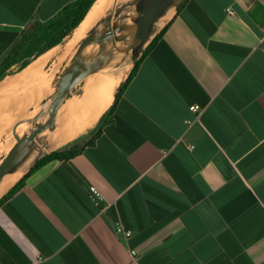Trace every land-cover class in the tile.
<instances>
[{
    "label": "crops",
    "instance_id": "1",
    "mask_svg": "<svg viewBox=\"0 0 264 264\" xmlns=\"http://www.w3.org/2000/svg\"><path fill=\"white\" fill-rule=\"evenodd\" d=\"M75 1L0 0V66ZM164 26L118 97L136 58L113 60L131 63L77 152L0 202V264H264V0H187Z\"/></svg>",
    "mask_w": 264,
    "mask_h": 264
},
{
    "label": "water",
    "instance_id": "2",
    "mask_svg": "<svg viewBox=\"0 0 264 264\" xmlns=\"http://www.w3.org/2000/svg\"><path fill=\"white\" fill-rule=\"evenodd\" d=\"M187 0H129L112 10L109 17L122 14L121 22L99 21L90 32L79 41L66 67L57 77L52 90L42 102L39 110L31 117L19 120L14 126L16 141L0 161V200L30 168H32L46 153L50 139L41 143L44 132L51 130L62 104L74 88L88 76L99 72L124 53H131V58H137L156 32V24L168 10L174 7L178 10ZM142 3L143 11H136ZM91 9V8H90ZM89 12V11H88ZM87 15V14H86ZM85 18V17H84ZM130 26V30L127 28ZM135 35L129 37L133 29ZM115 29V35H102L106 30ZM136 40L132 43V39ZM28 121L29 127L22 134L16 130L20 122ZM29 161V168L12 185H7L11 173L22 162Z\"/></svg>",
    "mask_w": 264,
    "mask_h": 264
},
{
    "label": "rangeland",
    "instance_id": "3",
    "mask_svg": "<svg viewBox=\"0 0 264 264\" xmlns=\"http://www.w3.org/2000/svg\"><path fill=\"white\" fill-rule=\"evenodd\" d=\"M128 1L129 0H120L115 7L119 8V4L125 5ZM114 8L99 21H103ZM173 10L174 8L171 10V13ZM168 17L169 16L160 21L164 23ZM163 23L156 24V32L163 26ZM59 31L60 28H54L53 25L51 26L47 22L34 23L30 29L27 30L22 42L17 45L16 50L7 56L14 58L11 66L7 68V75L14 73L18 74H15V76L10 79L4 80L3 78V81L1 80L2 82H0V89L2 90L0 93V161L15 143L12 137V133L14 132L12 131L16 122L29 118L34 114L37 109L36 104L41 103L52 90L57 77L66 67L73 49L75 50L79 41L87 35L86 34L78 41H74L73 35L75 33L73 32L74 34L72 33L67 36L61 43L51 47L50 49L53 48L52 50L48 49V52L45 51L47 52L46 54H44V52L41 53L44 55H41V49L45 48L53 37H57ZM129 60L130 59L127 57L123 60H116L109 66H106L103 69L106 72L102 70L103 72L97 75L89 86L90 90H88L85 95L86 87H84L81 96L74 97L68 100L66 104H62L60 108L61 113L57 116V122H55L51 130L43 134L41 143L45 138L50 139V141L53 140L54 137L60 135L62 131L66 132V130L69 135L71 134V141L77 134L83 132V129L88 128L89 124L87 122L89 121L88 116L92 113V104L100 100L101 97L106 94L109 83L107 80L113 78V74L109 72L113 71L114 66L124 67L127 63H131ZM28 64L30 65L28 66ZM22 67L26 68L22 70ZM20 70L22 71L19 73ZM79 88L76 89V91L73 90L74 93H79ZM102 111L95 119L99 117ZM27 115L30 116L27 117ZM23 123L25 122H20L17 125V132L22 128ZM55 149L57 148L48 147V152Z\"/></svg>",
    "mask_w": 264,
    "mask_h": 264
},
{
    "label": "trees",
    "instance_id": "4",
    "mask_svg": "<svg viewBox=\"0 0 264 264\" xmlns=\"http://www.w3.org/2000/svg\"><path fill=\"white\" fill-rule=\"evenodd\" d=\"M95 2L96 0H76L70 5H67L57 17L47 21V23H49L51 26L53 25L54 28L55 27L60 28V31L57 37H53L47 43L46 47L41 49L40 54L44 53L51 47L61 43L67 36L71 35L73 32L75 33L79 24L84 20V17H86V14H88V11L90 10V8ZM165 27L166 26H164L163 29H161V31H159L153 37L150 43L143 50L141 56L135 59L134 66L131 69L126 81L124 82V84L120 87L119 91L117 92V97L121 94L124 85L127 84V82L132 78V76L136 72L137 68L139 67L140 60L145 55L146 50L149 48L150 44L162 35L163 31L165 30ZM13 59L14 58H11V57H5L3 59L2 64L0 66V81L7 75L8 73L7 68L11 66ZM107 112L101 117L98 125L96 126L95 128L96 134H99V131L101 130V125L105 121L104 117L107 114ZM76 152L77 150L74 148V144L70 142L55 150H52L51 152L46 153L32 168H30V170L27 173H25L14 184V186L3 196L0 202L3 199L7 198L9 195H11L13 192H15L18 188H20L23 185L25 179L28 177V175L31 174L34 170H36L40 165L44 164L45 162L49 160L56 159V158H70Z\"/></svg>",
    "mask_w": 264,
    "mask_h": 264
},
{
    "label": "bare ground",
    "instance_id": "5",
    "mask_svg": "<svg viewBox=\"0 0 264 264\" xmlns=\"http://www.w3.org/2000/svg\"><path fill=\"white\" fill-rule=\"evenodd\" d=\"M113 0H97L96 3L93 5V7L91 8V10L88 12V14L86 15V17L84 18V20L79 24L75 34L73 35V40L74 41H78L80 38H82L83 36H85L86 34H88L90 32V30L92 29V27L98 23L97 19L101 16V14L105 11V9L107 8V6L112 2ZM125 1V0H124ZM143 8V5L142 3L139 5L138 9L136 11H143L141 10ZM174 7L170 8L168 10V12L162 16L159 21L157 22L158 24H162L163 22H161L160 20H163L164 18H166L167 16H170L171 15V10L173 9ZM115 11L117 9V7L114 8ZM112 12V11H111ZM110 15V14H109ZM109 15H107L105 17V21H112V23L114 22H121L122 21V14L120 15H116L115 12H114V15L112 18L109 17ZM97 21V22H96ZM96 22V23H95ZM130 26L127 28V30H130ZM133 29V28H132ZM115 29L112 30H106L104 32H102V35H110V34H114L115 35ZM137 32V28L133 29L132 33L129 35L132 36V35H135V33ZM86 37V36H85ZM136 40L135 38L132 39V43H135ZM73 52H74V49H73ZM72 52V54H73ZM72 54L70 55V57L72 56ZM128 53H124V55H127ZM131 56V54L129 55ZM128 56V57H129ZM70 59V58H69ZM131 61V60H130ZM113 62V60H112ZM111 62V63H112ZM110 63V64H111ZM110 64H108L107 66H109ZM130 65V63H127L126 66L124 67H118L119 68V71L117 73V76L116 78H109L107 80L108 83V89H107V92H106V97H105V101L103 104H105L107 101H109L112 93L114 92L118 82H119V79L121 78V76L125 73V71L127 70L128 66ZM105 68V67H104ZM103 68V69H104ZM102 69V70H103ZM100 70L99 72H96L90 76H88L86 79H85V84H84V87L88 88L90 86V84L92 83V81L97 77V75L102 71ZM105 72V71H104ZM102 73V72H101ZM93 77V78H92ZM92 78V79H91ZM28 79V77H27ZM34 88V86H33ZM2 92V90L0 89V93ZM46 98V97H45ZM44 101V100H43ZM42 101V102H43ZM41 103H37L36 106H37V109L39 110L40 106H41ZM36 109V111L34 112V114L38 111ZM33 114V115H34ZM31 115V116H33ZM30 115H27V117H29ZM91 115H89V120L91 119ZM29 127V123L28 121H26L25 123H23V126L22 128H20V130L18 131L19 134H22L25 130H27ZM14 132V131H12ZM47 132V131H46ZM44 132V133H46ZM71 135V134H70ZM70 135L68 133V131L66 130L65 131H62V133L56 137H54L53 140L50 141L49 143V147H52V148H59L63 145H65L69 139H70ZM46 136V135H45ZM12 137L14 138V142L16 141V137H14V133H12ZM72 137V136H71ZM30 166V163L29 161H22L16 168L15 170L11 173L10 175V178L8 179L7 181V185H12L16 180H18L22 175L23 173L29 168Z\"/></svg>",
    "mask_w": 264,
    "mask_h": 264
},
{
    "label": "built area",
    "instance_id": "6",
    "mask_svg": "<svg viewBox=\"0 0 264 264\" xmlns=\"http://www.w3.org/2000/svg\"><path fill=\"white\" fill-rule=\"evenodd\" d=\"M227 11L229 13H234L233 8L230 6L227 8ZM193 111L197 112L200 109L199 105H192L190 107ZM186 122L191 123V120L187 119ZM90 197L94 201L96 205H101L103 203V195L102 193L98 190L96 186H90ZM115 231L118 235H122L125 238H129L132 235V232L130 229L126 228L121 221L117 220L114 224ZM135 254V251H133Z\"/></svg>",
    "mask_w": 264,
    "mask_h": 264
}]
</instances>
